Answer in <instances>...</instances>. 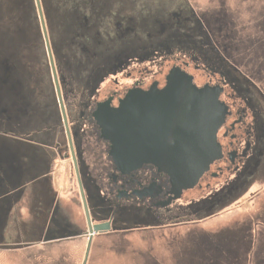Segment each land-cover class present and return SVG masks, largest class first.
Masks as SVG:
<instances>
[{
  "label": "flooded vegetation",
  "instance_id": "1",
  "mask_svg": "<svg viewBox=\"0 0 264 264\" xmlns=\"http://www.w3.org/2000/svg\"><path fill=\"white\" fill-rule=\"evenodd\" d=\"M131 94L139 153L217 127L193 186L118 168L96 113ZM133 235L168 249L147 264H264V0H0V261Z\"/></svg>",
  "mask_w": 264,
  "mask_h": 264
},
{
  "label": "water",
  "instance_id": "2",
  "mask_svg": "<svg viewBox=\"0 0 264 264\" xmlns=\"http://www.w3.org/2000/svg\"><path fill=\"white\" fill-rule=\"evenodd\" d=\"M167 84H190L191 81L176 75L167 78ZM183 90H172L174 94ZM190 90H186L188 92ZM184 92V91H183ZM138 99L135 94L129 95L122 100L119 106L113 107L109 104L100 107L96 113V119L101 127L103 137L112 144L111 155L119 169L127 170L136 168L145 162H155L161 165V168L172 176L176 181L185 186H193L204 172L209 169L210 164L219 155L220 149L216 141V128H212V120L208 119L206 124L207 132L202 138L194 136V125L201 126L200 119L191 121L192 130L184 134H178L175 142V152L169 156L153 155L147 152L139 153L137 136V110ZM195 115H199L200 106ZM195 116L194 114H192ZM221 122V121H220ZM203 124V123H202ZM218 124V123H217ZM220 124V123H219ZM186 125H188L186 123ZM159 158V159H157ZM162 158H165L162 160ZM161 159V160H160ZM95 231L104 230L105 226H95ZM87 257L86 260L88 258ZM83 264H87L86 261Z\"/></svg>",
  "mask_w": 264,
  "mask_h": 264
},
{
  "label": "rangeland",
  "instance_id": "3",
  "mask_svg": "<svg viewBox=\"0 0 264 264\" xmlns=\"http://www.w3.org/2000/svg\"><path fill=\"white\" fill-rule=\"evenodd\" d=\"M6 19L8 20V17H6ZM34 32V30H31V33L29 34L36 35ZM250 205V201H243L242 205L237 207V210L239 209V211H242L244 214L251 209ZM235 209L234 211H236ZM231 214L232 212H227V216H230ZM213 226L215 227V225ZM130 240L133 244L128 248L104 243V239L97 240L88 264H147L144 263L146 258L145 254H152L153 252L158 253V251L166 255V260L170 258L168 249L162 248V244H160L161 240L159 239L154 240L151 237L148 238V241H145L141 237H135L133 235L130 237ZM86 247L87 240L82 239L78 242L64 246V252H62L64 255L63 258L60 257L62 253L58 251L59 253L57 254L56 250L47 257H36L35 254H38L37 251L33 255V258H31V261L27 262V255L24 252H17L12 254V256L9 255V257H4L3 260L0 261V264H83ZM59 261L62 263H59Z\"/></svg>",
  "mask_w": 264,
  "mask_h": 264
}]
</instances>
